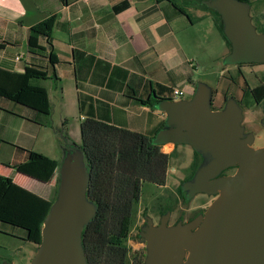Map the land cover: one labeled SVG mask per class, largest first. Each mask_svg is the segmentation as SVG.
<instances>
[{
  "label": "crops",
  "instance_id": "obj_1",
  "mask_svg": "<svg viewBox=\"0 0 264 264\" xmlns=\"http://www.w3.org/2000/svg\"><path fill=\"white\" fill-rule=\"evenodd\" d=\"M209 1L175 0L184 15L167 0H0V68L22 73L33 62L49 69L50 52L29 53L28 36L32 25L55 14L51 53L56 78L38 82L46 88L49 102L56 93L62 105L66 91L78 113L77 95L84 93L99 102L98 117L151 135L161 129L166 114L136 99H174L173 88H184L185 96L192 97L198 81L193 77L197 54L191 51L200 46L195 32L216 37ZM39 44L46 47L43 37ZM50 114L49 123L41 124L46 119L42 114L0 96V176L46 200L54 198L59 167L68 151L62 143L53 149ZM61 123L57 132L65 136L66 145L75 142L66 113ZM176 146L165 143L161 151ZM165 147L168 150H162ZM21 149L39 152L48 162L32 174L20 172L11 164L26 160ZM2 238L32 244V250L22 252V264H30L38 245L26 241L23 230L0 224V242ZM5 261L19 264L0 257Z\"/></svg>",
  "mask_w": 264,
  "mask_h": 264
},
{
  "label": "water",
  "instance_id": "obj_2",
  "mask_svg": "<svg viewBox=\"0 0 264 264\" xmlns=\"http://www.w3.org/2000/svg\"><path fill=\"white\" fill-rule=\"evenodd\" d=\"M231 44L226 63H263L264 32H257L242 0H210ZM211 89L197 83L190 99L164 98L156 105L166 114L155 144H186L204 161L183 181L185 198L216 195L203 215L167 225L169 212L141 232L146 241L143 264H264V146L243 138L242 111L234 98L220 110L210 103ZM79 148L64 154L57 196L46 215L41 242L30 264H86L83 226L95 214L86 197L88 169ZM236 166L233 174L216 177ZM8 264V263H6Z\"/></svg>",
  "mask_w": 264,
  "mask_h": 264
},
{
  "label": "trees",
  "instance_id": "obj_3",
  "mask_svg": "<svg viewBox=\"0 0 264 264\" xmlns=\"http://www.w3.org/2000/svg\"><path fill=\"white\" fill-rule=\"evenodd\" d=\"M167 1L174 4L175 0ZM174 7L187 15L183 9L176 5ZM211 12L216 29L231 49L223 33L221 15L214 9ZM55 19L56 15L52 14L32 25L28 36L29 53L50 52L49 69L33 62L25 66L22 73L0 68V96L42 114L46 119L40 120L41 124L49 123L50 102L46 88L38 82L49 77L56 78L51 53ZM40 37L45 39L46 47L39 44ZM250 94L255 102L260 101L258 89H251ZM163 99L136 100L152 107ZM97 105L99 102L93 97L78 93L80 144L75 146L81 150L88 169L86 197L95 205V214L85 223L81 233L86 264H143L142 257H129L126 241L136 206L143 194V185L165 186L174 150L170 153L161 151V145L153 142L157 131L146 135L114 126L109 120L98 117ZM164 126L165 123L160 128ZM21 150L25 152L26 160L11 164L20 172L32 174L38 166L48 162V158L39 152ZM58 184L59 175L54 198L46 200L17 185L10 177L0 176V224L23 230L26 241L39 245L42 225L56 199ZM179 191L182 194L180 188Z\"/></svg>",
  "mask_w": 264,
  "mask_h": 264
},
{
  "label": "rangeland",
  "instance_id": "obj_4",
  "mask_svg": "<svg viewBox=\"0 0 264 264\" xmlns=\"http://www.w3.org/2000/svg\"><path fill=\"white\" fill-rule=\"evenodd\" d=\"M179 2L181 3L182 1ZM247 4L249 15L256 31L264 32V0H249ZM214 33L216 37L212 39L211 36L205 38L206 35H203L202 32H195L200 46L193 48L191 51L193 54H197V59L194 58L193 60L195 67L193 77L198 83L205 84L209 89L219 90L229 84V79H227V77L235 64L226 63L224 61V55L225 53H229L230 48L217 29H214ZM238 76L242 78L240 74H238ZM237 81L240 83L239 79ZM47 88L50 91V85H48ZM229 91L230 94L239 93L235 91L233 85H230ZM184 98L190 99L191 96H184ZM50 102V116L53 126V128L50 129V139L53 138V149L58 146V143H62L65 144L64 148L66 147L69 151L75 145L80 144L79 128L81 121L77 113L76 104L74 101L72 104L70 103L66 91L62 105L60 104V96L56 93L53 100ZM239 107L242 111L244 124L260 135V144H264V119L261 106L254 101L250 93H247ZM65 113L68 115L69 134L76 142H74L75 144H67L68 146L65 142V136L63 137L57 132L62 129L61 119ZM64 131H66L65 126ZM162 150H168V147L162 148ZM170 152H172V150L167 153ZM203 160L204 158L201 153L194 150L189 145H177L168 165L165 186H154L151 184L143 185V194L140 202L136 206L133 225L126 241L130 258H132L133 252L141 248L142 243H144L139 240V232L144 228L146 217H150L153 221L158 222L160 215L165 211H169L168 223L173 224L177 220L192 218L199 212L198 210L201 206L206 205L212 199L211 196L203 195L202 193H198L187 199L185 198V191L181 189V184L184 179L187 178L191 172L196 170L193 169L195 164L198 163L196 166L198 167L202 164ZM158 206H160V209H158ZM29 249L32 250V244L30 243H21L20 241L2 238L0 242V257H5L8 260L15 259L19 264H22L24 262L22 252ZM6 263L9 262H0V264Z\"/></svg>",
  "mask_w": 264,
  "mask_h": 264
},
{
  "label": "flooded vegetation",
  "instance_id": "obj_5",
  "mask_svg": "<svg viewBox=\"0 0 264 264\" xmlns=\"http://www.w3.org/2000/svg\"><path fill=\"white\" fill-rule=\"evenodd\" d=\"M229 76L227 79H229V86L226 85L222 89L219 90H211V97H210V103H211V108L213 110H220L224 104L225 101L228 98H234L238 105L240 106L242 100L246 96L247 93H250V90L253 88L258 89L259 94L261 95V99L259 102H256L259 106H261V111L263 114V119H264V62L263 63H235V66L232 68V71L229 72ZM240 74L242 78L238 76ZM240 80V83L237 81L238 79ZM230 85H233L235 87V91H238L239 93L237 94H230ZM241 92V93H240ZM221 101V102H220ZM241 126L243 128V138H246L248 136L252 137V147L254 148H260L263 147L264 144H260L261 137L258 135L256 132L252 131L250 127H247L244 124V119L241 121ZM204 161V160H203ZM202 161V162H203ZM236 166L234 167H229L227 169H224L221 171L216 177H221V176H226L233 174L236 170ZM197 169V168H196ZM195 173V170L191 172L187 177L186 180L192 179L193 175ZM184 180V181H186ZM202 193V192H201ZM198 194V193H197ZM203 195H209L206 193H202ZM212 197V199L207 203L206 205H203L200 207L198 210L199 212L194 215L192 218L196 217L197 215H203L210 205V203L214 200L216 195H209ZM169 199V198H167ZM158 209H160V206H158ZM169 211H165L160 215L159 221H153L152 218L146 217L145 220V225L144 229L148 228L150 225L148 224V219H151V225L152 226H157L160 223L161 218L168 213ZM169 217V216H168ZM192 218L186 219V220H177L173 224H169L167 220V225H174L178 221H181L182 223L187 222L191 220ZM141 230L139 232V240L144 242L142 243V247L138 248V250L134 251L132 256H140L142 257V262L144 263V259L146 256V241L144 240V237L141 235ZM133 264V263H132Z\"/></svg>",
  "mask_w": 264,
  "mask_h": 264
},
{
  "label": "built area",
  "instance_id": "obj_6",
  "mask_svg": "<svg viewBox=\"0 0 264 264\" xmlns=\"http://www.w3.org/2000/svg\"><path fill=\"white\" fill-rule=\"evenodd\" d=\"M185 94H186V90L184 88H173L172 89V95L174 99H181L185 96Z\"/></svg>",
  "mask_w": 264,
  "mask_h": 264
}]
</instances>
